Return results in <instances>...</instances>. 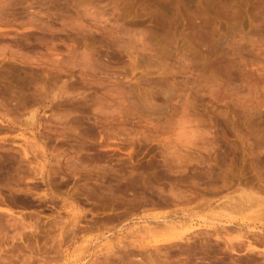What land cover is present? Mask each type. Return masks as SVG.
<instances>
[{
	"label": "rangeland",
	"instance_id": "1",
	"mask_svg": "<svg viewBox=\"0 0 264 264\" xmlns=\"http://www.w3.org/2000/svg\"><path fill=\"white\" fill-rule=\"evenodd\" d=\"M0 264H264V0H0Z\"/></svg>",
	"mask_w": 264,
	"mask_h": 264
}]
</instances>
